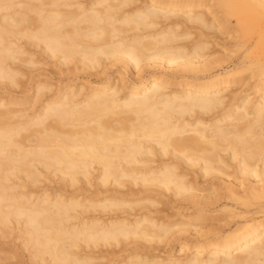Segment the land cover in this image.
<instances>
[{"label": "bare ground", "instance_id": "6f19581e", "mask_svg": "<svg viewBox=\"0 0 264 264\" xmlns=\"http://www.w3.org/2000/svg\"><path fill=\"white\" fill-rule=\"evenodd\" d=\"M204 1L0 0V238L14 229L22 238L0 242V264H96L103 248L176 238V255L155 262L157 256L131 250L113 262L264 264V61L250 62L255 89L240 93L230 87L250 69L244 56L210 71L198 52L208 41L187 53L174 43L175 28L188 23L239 34L232 38L238 48L263 47L264 0ZM47 58L68 73L104 72L115 62L135 71L153 62L163 72L133 76L126 91L118 77L81 84L76 95L70 85L19 83L24 67L43 68ZM172 83L178 89L169 90ZM190 168L242 181L225 182L221 191L197 188L185 180ZM53 176L62 184L49 189ZM158 190L188 200L190 222L159 215L151 193ZM135 193L138 199L128 198ZM217 209L232 219L209 233L201 220Z\"/></svg>", "mask_w": 264, "mask_h": 264}, {"label": "rangeland", "instance_id": "374dc122", "mask_svg": "<svg viewBox=\"0 0 264 264\" xmlns=\"http://www.w3.org/2000/svg\"><path fill=\"white\" fill-rule=\"evenodd\" d=\"M207 1L209 2V0H207ZM207 1L205 0L204 3L202 4V6L205 5V2H207ZM185 24H183V25H185ZM187 24H186L185 27L182 26V25H179L180 27L178 28V26H177V28L180 31L177 28H175V31L177 33L178 32H180V33H178V36L176 38V41L174 40L175 41L174 43L179 44V45L183 44L184 47H186L184 52L187 53V51L189 52V47H191V46H193L195 44H199L201 41L202 42L200 44H203L204 41H208L209 44H206L205 46H203V48L200 49V51H198V52L201 53V54H204V56L202 57L204 61H207V59H208V61H210L209 67L212 66L210 71H212L213 69H216V68H220L221 66H224L227 62H229V60H231V58H238V59L240 58L241 59L244 56V59L246 60L247 64L250 65V69L240 70L236 74V76H240L239 79L236 82H232V85H231L230 88L232 90H234L236 92H240V93L252 92L255 89V86H254L255 82H257L256 74L255 73L253 74L252 70H255L257 68L254 66V64L253 65L250 64V62H252V60H256L257 58H259L260 61H264V46L263 47L254 48V49L250 48V47L248 49H246L245 47L238 48V47H236V45L234 43H235L237 37H239V34H237V37L235 36L236 34H234V33H232V34H234V36L232 34L226 36L225 34L221 35V34L217 33L216 30H212L213 31L212 32L211 30L208 29L207 30L208 32H207V31H205L206 29L204 28L205 30L201 31L202 28H199L200 29L199 30L198 27H195V26L193 27L190 24H189V26H187ZM251 24L253 26H255V23H251ZM155 27H157V26H155ZM228 27H229V25H227V28ZM232 27H234L233 24H231L229 28H232ZM186 31L189 34H187ZM214 31L218 35L214 34ZM183 33H185L184 35H186V36H184V35L182 36ZM203 33H207V35L203 34ZM232 38L233 39L236 38V39L233 40ZM195 40H200V41H198V43H197V41H195ZM191 44H193V45H191ZM36 54H38V53H36ZM39 56H40V58H39ZM36 57H38V58H36ZM204 57H206V59ZM33 58L34 59H41V61H42L43 57L38 54L37 56L35 55ZM45 62L47 64L45 63L43 68H42V65L41 66L38 65V63L35 64L34 66L24 67V70H26V71H24V75H22L23 77L21 76L19 78V80H20L19 83L21 84V82H22V84H23V82H24V84H30L31 82H34L35 80L36 81L42 80L41 82H45V81L48 82V83L50 82L51 87L53 88L52 90H54V89L56 90L58 88H63V86L70 85V86H72V87H70V89L73 88L72 92H74V94H75V93H79L80 92L79 87H80L81 84L85 88V87H88L90 85L101 84V83L109 80L110 78L114 80L115 77H118L116 79L118 81V85L119 86L121 85L120 86L121 89H124L122 91H126L128 89V86H127L128 85V81L130 82V80L133 78V76H134V78H135V76H136V78L141 77V76L148 77V76L153 75V74H161V71L163 72V69L157 68L155 65H153V62H151L152 63L151 65L148 64V63L143 64V66H141L142 70L138 69L136 71H135V68H133V67L130 68L129 67L130 65H127V66L124 65L125 66V68H124V67H122V63L120 64V62H117V63L115 62L114 64H106L105 66H107V65L108 66L104 67L105 71L103 72V70H100L101 72L99 71V73L96 72V70H94V69H92L90 71H82V70H80L79 72L76 71V72H69L68 73V72H64V71L59 70L58 67H56L57 65H54V63H53L54 60H52V58H50L48 60H45ZM252 63H254V62H252ZM71 65L72 64H69V66H71ZM62 68H64V66ZM138 71H140V72H138ZM89 72H91V73H89ZM120 72L122 74H125V80L128 79L127 83H122L121 81H119V79H120L119 76H121V74H119ZM171 77H172L173 80H176V79L180 78L179 76H172V75H171ZM174 77H175V79H174ZM186 78L190 79L191 76H186ZM178 86H177V84L172 83L171 85L167 86V88L169 87L168 88L169 90H172V89L174 90L175 88L178 89ZM29 88H30V85H29ZM262 90L263 89H261V91ZM29 94L31 96L30 95H28V96L31 97V98L35 97V93H33L32 89L29 90ZM27 101H28V99H27ZM27 101H25V102H27ZM145 164H150V163L147 162ZM194 169L195 168L188 169V171L186 173L189 176H186L185 180H188V178H189L188 181H190V183L192 185H194L195 187H197V188H206L207 187V189H209V190L217 188L218 190L221 191V190L224 189V185L225 184H223V183H225V182L226 183H230V184H233V183L234 184H238V183H240L239 181H242L241 178H239V177L238 178L237 177L233 178V176H230L231 179H233V180H231L229 177H225L222 174H216V176L215 175H202L200 171L197 170L198 172H196V170H194ZM234 179H235V181H234ZM49 182L50 183H48V184H51V186L48 185V186L51 187V188L49 187V189H53L55 187H58V184H59V186H61V184H62L61 183L62 181L59 180L58 178H56V176L50 177V181ZM53 184H54L55 187L53 186ZM126 184L129 186V181H126L124 186H126ZM131 185H132V188H134V191H135L136 187H134V186H136V185H133V184H131ZM109 186H111V185H109ZM215 186H218V187H215ZM99 187H101V186H99ZM102 187H103V185H102ZM129 187H131V186H129ZM91 188H93V187H91ZM105 188H106V186H105ZM124 188H126V187H124ZM124 188L121 187L122 190ZM106 189H109V187L106 188ZM124 190H127V188L124 189ZM101 192L102 191H100V193ZM102 193L105 194L107 192L104 193V191H103ZM151 193L153 194L154 197H156V198L158 197L157 199L159 200V203H160V204L159 203L156 204V206H155L156 208L155 207L154 208L155 209H157V208L160 209L161 213L158 212L159 215L160 214L163 215V218L166 219V220L168 219L169 221H171L173 223L177 222L179 224L183 223L184 225H186V222H190V218H192L193 215L195 214V212L189 206V204H188L189 201L188 200H185V198H177V196L173 195V193L171 191H166L165 190V191H160V193H159V190H158V191H154V193L152 191ZM202 193H205V191H203ZM158 194H159V196H158ZM133 195H129L128 198H130L132 200H136V198L137 199L139 198V197H137L138 196L137 193H135ZM137 203L134 206L135 208H139L138 206L140 204H142L143 202H139L138 204ZM207 212H206L207 217L204 218L203 220H201V224L203 225V227L205 229L209 228L208 230L211 231L209 233L217 232L220 229L221 230L222 229L225 230L226 229V223L229 222L232 219L230 217L231 213L229 214V211H222V210L217 209V210H212V211H207ZM158 213H156V215ZM257 215H260V214H257ZM259 218H261V216H259L258 219ZM221 226H223V227H221ZM185 227L188 228V229H193L194 228V227H190V226H185ZM213 229H215V230H213ZM13 233H14V236H13ZM9 234H11V235L10 236L7 235L6 237L0 238V242L2 240H4L5 242L8 241V242H6L7 245L9 243L12 244L13 242L14 243L16 242L15 245H18L22 238L21 237H17L18 239L16 238V236H15L16 235V229H14ZM179 236H180V238L184 237L183 235L176 234V237H179ZM186 237L187 238H195L196 236L187 235ZM15 238H16V240H15ZM178 239L176 238L173 243L167 242V243H164V244L163 243H158V242L154 243L153 241L146 242V243L145 242L143 243V242H140V241H135V242L131 241L132 243L129 242L127 244L128 248L125 251H120L119 250L117 252V250L119 249V247H118V248H115V252L113 250L111 253L108 252V251H105V249L103 248L102 251L101 250H99V251L101 252V254L102 253L104 254L105 258L104 257L101 258L103 260L97 259L96 260L97 261L96 264H104V263L105 264H113L114 260H118V259L123 258L124 255H126L127 253H130L131 250H134V251L139 250V251H142V252H146L147 254H149L150 257L155 255V256H157V259H155V262H156V261H158L160 259H165L166 257L168 258L170 255H176L177 254L176 247L178 246V243L180 242V239L179 240ZM17 242H18V244H17ZM149 243H151V244L153 243L154 245L152 244L150 246ZM146 244H147L148 247L146 246ZM159 244H160V246H159ZM134 245H136V247ZM155 245H158V246L154 247ZM137 246H138V248H137ZM17 247H18L17 250L19 252H21L23 255H25V253H26V252H24L25 249H23V250L20 249V246H17ZM146 249H148V250L146 251ZM99 251L97 252V254L100 253ZM160 256H161V258H160ZM114 257L115 258L118 257V259L117 258L115 259ZM98 262H100V263H98ZM107 262H109V263H107ZM25 263H31V261L30 262L26 261Z\"/></svg>", "mask_w": 264, "mask_h": 264}]
</instances>
